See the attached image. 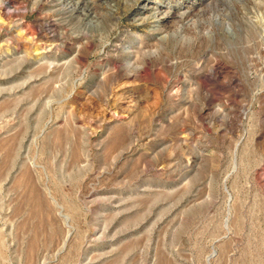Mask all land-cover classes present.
I'll use <instances>...</instances> for the list:
<instances>
[{
	"label": "rangeland",
	"instance_id": "1",
	"mask_svg": "<svg viewBox=\"0 0 264 264\" xmlns=\"http://www.w3.org/2000/svg\"><path fill=\"white\" fill-rule=\"evenodd\" d=\"M0 264H264V0H0Z\"/></svg>",
	"mask_w": 264,
	"mask_h": 264
}]
</instances>
